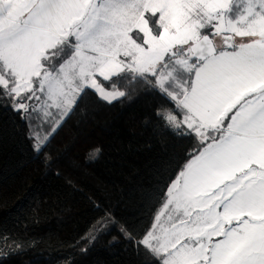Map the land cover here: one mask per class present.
<instances>
[{
	"label": "snow or ice",
	"instance_id": "6c2138e0",
	"mask_svg": "<svg viewBox=\"0 0 264 264\" xmlns=\"http://www.w3.org/2000/svg\"><path fill=\"white\" fill-rule=\"evenodd\" d=\"M140 96L183 155L147 224L104 208L62 264L113 232L138 264H264V0H0V123L44 164L78 112ZM25 251L0 230V264Z\"/></svg>",
	"mask_w": 264,
	"mask_h": 264
},
{
	"label": "trees",
	"instance_id": "16d2710c",
	"mask_svg": "<svg viewBox=\"0 0 264 264\" xmlns=\"http://www.w3.org/2000/svg\"><path fill=\"white\" fill-rule=\"evenodd\" d=\"M151 104L140 96L78 112L52 145L51 166L29 151L18 122L0 123V230L26 248L10 264H62L104 208L138 227L149 222L154 190L184 148L157 127ZM114 235L101 236L80 264H138Z\"/></svg>",
	"mask_w": 264,
	"mask_h": 264
}]
</instances>
